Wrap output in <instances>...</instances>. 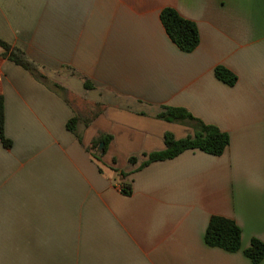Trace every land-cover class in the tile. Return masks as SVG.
Returning a JSON list of instances; mask_svg holds the SVG:
<instances>
[{
  "label": "crops",
  "instance_id": "obj_1",
  "mask_svg": "<svg viewBox=\"0 0 264 264\" xmlns=\"http://www.w3.org/2000/svg\"><path fill=\"white\" fill-rule=\"evenodd\" d=\"M165 6L196 23L193 50L167 35ZM0 40L38 69L0 46V264H264L243 253L264 242V0H0ZM165 107L227 132L222 154L137 168L166 131L194 133V120L160 118ZM100 132L112 138L97 159ZM211 215L239 225L240 250L205 242Z\"/></svg>",
  "mask_w": 264,
  "mask_h": 264
},
{
  "label": "trees",
  "instance_id": "obj_2",
  "mask_svg": "<svg viewBox=\"0 0 264 264\" xmlns=\"http://www.w3.org/2000/svg\"><path fill=\"white\" fill-rule=\"evenodd\" d=\"M159 15L167 35L179 49L188 52L197 46L199 32L193 20L182 16L175 8L170 6L163 7ZM0 46L3 57L22 66L32 74L38 72L36 65L25 56L21 49L11 46L2 40H0ZM214 74L218 79L229 85H233L237 79L236 74L223 65H216L214 67ZM83 83L86 88L92 87L86 80ZM158 116L166 120H194V133L182 138H175L171 132L166 131L164 133V147L149 153H143L145 159L139 162L137 168H141L155 160L172 158L186 149H200L213 155H220L229 143V134L227 132L222 131L213 124H207L194 118L183 108L165 107ZM77 121L78 116H72L67 121V129L75 133ZM3 124V97L0 95V140L4 146L9 147L11 141L3 133ZM111 138V135L100 132L92 139L90 148H96L100 141L103 142L101 150L97 154L92 153L93 157L100 159ZM128 161L135 163L137 158L130 156ZM121 174L125 175L124 172H121ZM120 188L125 194L131 192V185L127 182H121ZM204 240L210 246H217L231 252L238 251L241 249V229L231 218L222 215H211L204 231ZM243 253L253 263L260 262L264 258V242L256 237L251 238L249 245L243 249Z\"/></svg>",
  "mask_w": 264,
  "mask_h": 264
},
{
  "label": "rangeland",
  "instance_id": "obj_3",
  "mask_svg": "<svg viewBox=\"0 0 264 264\" xmlns=\"http://www.w3.org/2000/svg\"><path fill=\"white\" fill-rule=\"evenodd\" d=\"M72 100H73V99H72ZM97 109H98V108L94 107L93 112H95ZM78 112H79V114H81V116H82V113H83L84 111L79 110ZM91 113H92V112H91ZM84 114L89 115L90 113L87 112V111H85ZM89 116H90V115H89ZM89 149H91V153H93V154H97V153L101 150V149H100V150H97V147H96V148H89ZM100 166H102V164H100ZM103 169H104L105 172H108V171H109V169L106 167V165H105V166L103 165Z\"/></svg>",
  "mask_w": 264,
  "mask_h": 264
},
{
  "label": "water",
  "instance_id": "obj_4",
  "mask_svg": "<svg viewBox=\"0 0 264 264\" xmlns=\"http://www.w3.org/2000/svg\"><path fill=\"white\" fill-rule=\"evenodd\" d=\"M102 146H103V142L100 141V142L98 143V145H97V150H100V149L102 148Z\"/></svg>",
  "mask_w": 264,
  "mask_h": 264
}]
</instances>
